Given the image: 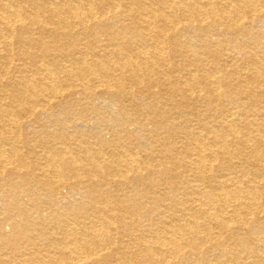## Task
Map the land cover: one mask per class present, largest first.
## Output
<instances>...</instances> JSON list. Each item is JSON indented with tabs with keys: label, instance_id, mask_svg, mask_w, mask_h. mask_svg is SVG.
<instances>
[{
	"label": "bare ground",
	"instance_id": "bare-ground-1",
	"mask_svg": "<svg viewBox=\"0 0 264 264\" xmlns=\"http://www.w3.org/2000/svg\"><path fill=\"white\" fill-rule=\"evenodd\" d=\"M0 264H264V0H0Z\"/></svg>",
	"mask_w": 264,
	"mask_h": 264
},
{
	"label": "rangeland",
	"instance_id": "rangeland-1",
	"mask_svg": "<svg viewBox=\"0 0 264 264\" xmlns=\"http://www.w3.org/2000/svg\"><path fill=\"white\" fill-rule=\"evenodd\" d=\"M102 112H104V111H102ZM85 117H86V118H85L84 121H86V122L89 121V120H88V117H89V116L86 115ZM72 125L76 126L77 123H74V124L72 123L71 126H72ZM78 126H79V125H78ZM79 127H80V126H79ZM130 128H132V127H130ZM88 131H90V132L87 133V134H89V135L91 136V138H93L92 140L94 141V140H95V137H94L95 135H93V131H91V130H88ZM104 133H105L104 136H105V138H106L107 140H113L112 136H111L109 133H107V131L104 132ZM177 146L179 147V145H177ZM10 230H11V229H10L9 227H6V232H7V234H10V233H11Z\"/></svg>",
	"mask_w": 264,
	"mask_h": 264
}]
</instances>
